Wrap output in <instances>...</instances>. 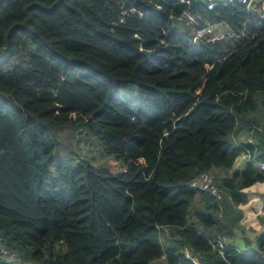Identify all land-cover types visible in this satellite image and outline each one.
I'll use <instances>...</instances> for the list:
<instances>
[{"label":"trees","instance_id":"16d2710c","mask_svg":"<svg viewBox=\"0 0 264 264\" xmlns=\"http://www.w3.org/2000/svg\"><path fill=\"white\" fill-rule=\"evenodd\" d=\"M184 11L229 32L193 42ZM249 130L264 138V15L244 2L0 0V264H264V199L255 249L214 247L264 191L233 167ZM199 171L220 198L189 186Z\"/></svg>","mask_w":264,"mask_h":264},{"label":"built area","instance_id":"2783aa9c","mask_svg":"<svg viewBox=\"0 0 264 264\" xmlns=\"http://www.w3.org/2000/svg\"><path fill=\"white\" fill-rule=\"evenodd\" d=\"M181 2H189V0H180ZM205 3L206 8L211 9L216 4L221 3L222 5L232 4L234 1L244 2L247 8L256 14L264 15V0H202ZM179 21H182L186 24L190 23L195 25L194 35L198 36L202 31H205L203 27L198 28L197 21L194 16H192L189 12L184 11L181 16L177 17ZM203 35V33L201 34ZM200 35V36H201ZM193 39V38H192ZM254 132L253 130H249V133L245 136L244 140L246 143L254 144ZM243 150L240 156L246 157L247 161H250L254 166L258 167L261 170H264V161L255 159L251 157L250 150L245 146L241 145ZM189 186L196 189H202L208 191L210 194L215 196L216 198L220 197V191L217 187L213 175L208 171H199L195 174L189 181ZM214 247L220 252H224L228 248H233V245L229 243L223 235H216ZM0 252L2 255L8 254L9 258H12L13 252H6L4 246L0 247ZM185 256L188 257L195 264H199L197 257L194 254H191L187 249H185ZM155 261H152L150 264H154Z\"/></svg>","mask_w":264,"mask_h":264},{"label":"crops","instance_id":"0c3cea01","mask_svg":"<svg viewBox=\"0 0 264 264\" xmlns=\"http://www.w3.org/2000/svg\"><path fill=\"white\" fill-rule=\"evenodd\" d=\"M191 28L195 29L196 27L190 23H188ZM206 25H211L210 27ZM220 25L221 28H226L224 29L225 33H227L228 25L224 22H215V23H208L205 24V29L207 31H211V27ZM193 34V42H197L194 40V31H192ZM199 37H204V36H199ZM219 37V36H217ZM258 117L262 120L263 114L262 112H257ZM246 136V132L241 133L240 138H244ZM259 146H261V149H259ZM253 150L251 153V157L257 159L256 154L257 152L259 154L264 153V138L262 136H255L254 137V144H253ZM259 160V159H258ZM261 160V159H260ZM247 162L246 157L242 156H237L233 167L234 168H242L244 164ZM211 173V172H210ZM212 174V173H211ZM264 190V189H263ZM248 191H250V201L243 207H241L242 210V217L240 218L239 221V226L241 229L234 227V235L233 237H226V240L233 245V248L244 251V250H249V249H255V240H256V235L259 231L260 228H262V225L260 224L259 220L255 219V210L258 209L260 206H262V201L264 199V191L262 193V196L259 195V188L258 186L249 188ZM220 198V197H219ZM162 229L165 231L168 229V226H163Z\"/></svg>","mask_w":264,"mask_h":264},{"label":"rangeland","instance_id":"374dc122","mask_svg":"<svg viewBox=\"0 0 264 264\" xmlns=\"http://www.w3.org/2000/svg\"><path fill=\"white\" fill-rule=\"evenodd\" d=\"M206 24H208V23H206ZM183 26L188 28L191 32L193 31V28H191L190 25L183 24ZM206 26L210 27L211 25H206ZM224 27L226 28V26H224ZM203 28L205 31H202L200 34H197L198 36H200L203 33V35H201V36H204L206 38H212V37H217V36H221L222 34H225V31H224L225 28H221L220 25H216V26L211 27V29H210L211 31H207L204 26H203ZM227 32H229V27L227 29ZM55 138H56V141L58 143L57 148L61 152L71 149L77 143V140H75V138L72 135V129L70 127H61L58 130H56ZM89 144H90V142H89ZM76 148H77V152H79L82 148H84V145L81 143V147H79V145H77L75 147V149ZM97 148H98L97 145L92 146L90 144V146H89L88 152H90L89 153L90 156L91 155L94 156L93 162L95 164H99V165H103V164L111 165L112 161L110 160L108 162L109 159L107 157L105 158L102 155H99ZM115 164L119 165L118 162H115Z\"/></svg>","mask_w":264,"mask_h":264},{"label":"water","instance_id":"95a60500","mask_svg":"<svg viewBox=\"0 0 264 264\" xmlns=\"http://www.w3.org/2000/svg\"><path fill=\"white\" fill-rule=\"evenodd\" d=\"M198 1H201V0H198ZM172 21H173V24L174 26L180 28L181 27V22L179 21V19L177 17H172ZM194 40L201 43L203 40L201 37L199 36H195L194 37ZM139 50L147 57L149 58L151 55L154 54V50L153 49H146V48H139Z\"/></svg>","mask_w":264,"mask_h":264}]
</instances>
